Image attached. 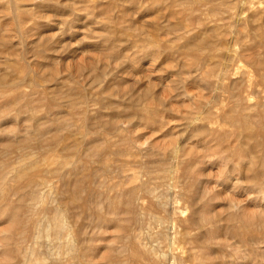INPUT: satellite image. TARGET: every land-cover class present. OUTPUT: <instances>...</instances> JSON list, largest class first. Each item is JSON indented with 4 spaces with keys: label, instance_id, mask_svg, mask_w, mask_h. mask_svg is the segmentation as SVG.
Listing matches in <instances>:
<instances>
[{
    "label": "rangeland",
    "instance_id": "obj_1",
    "mask_svg": "<svg viewBox=\"0 0 264 264\" xmlns=\"http://www.w3.org/2000/svg\"><path fill=\"white\" fill-rule=\"evenodd\" d=\"M85 1L14 0L15 10L9 5V0H0V111L9 101L29 98L32 101L31 107L22 112L18 110L21 106L10 109L7 114L0 112V156L9 154L8 143L11 140L20 139L37 128L48 129L51 124L58 125L60 120H55L57 117L63 120L67 113L72 112L71 105L84 102L77 106H91L89 123L95 128L94 131L113 137L123 130L130 137V155H118L114 162L127 161L128 167L138 171L137 163L145 161L157 165L161 154L165 152L169 156L173 146L177 145L181 157H198V166H194L196 173L188 191L195 196L199 207L197 210L206 212L214 220L213 226L216 227L211 232L215 234L216 244L219 241L227 243L222 246L226 249L219 248L218 244L213 247L219 260H222L221 264H264V246L260 251H255L258 253L239 254L235 249H243L244 238L229 235V227L237 224L234 218L237 214L245 217L256 214L264 216V195H258L259 199L255 200L258 191L250 183L252 176L248 173L245 176L246 162L243 160L241 163L244 164H238L229 152L226 153L224 145L227 146V143L223 144L222 150L216 149L217 142L213 136L206 133L194 137L196 134L190 128L192 118L204 117L202 113L207 116L209 110L215 113L221 100L226 101L231 93L225 87L211 86L206 89V81L198 75L199 71L196 73L194 68L188 66L189 58L177 57V15L174 9L164 8L149 0ZM240 65L229 59L222 68L228 67L227 72L230 73L231 69ZM219 69L215 68L214 72L218 73ZM248 69L249 65L244 62L240 71ZM14 80L20 81L13 89L11 82ZM230 80L225 79L227 85ZM2 91L6 93L2 94ZM53 107L57 111L52 113ZM147 110L153 115L155 112L158 117L147 115ZM115 123L116 129L113 128ZM46 132L45 138L50 136ZM92 137L88 135V139ZM234 147L228 150L232 151ZM222 151L225 157H230L226 158L227 161L217 155ZM41 152L38 148L31 149L29 159L39 161ZM258 153L261 155L263 152L258 150ZM19 155L15 153L11 157L16 160ZM61 155L62 152L56 148L47 153L48 158ZM169 157L168 160L172 161ZM230 159L235 166L232 167ZM50 167L52 165L48 164L47 159L45 169ZM97 169L99 173L104 172L102 168ZM186 169L184 163L177 164L179 175ZM47 180L45 188L39 191L41 200L35 204L40 213L38 217L50 222L55 215V207L60 204L57 201L61 198L62 183L55 176ZM106 186L105 192L94 196L93 200L104 198L109 192L111 196L121 194L124 188L117 186L116 180L109 181ZM249 187H252L251 190ZM179 200L184 207V198ZM27 201L31 202L29 199ZM50 205L55 206L51 208ZM73 210H64L70 230V234H67L72 244L78 243L82 228L90 232L89 235L102 230L103 233L94 237L93 245L97 247L98 264H103L102 257L116 246V223L113 220L98 223L94 219L89 220L85 213L78 218ZM4 213L0 210V254L5 249L2 238L9 235L8 230L13 223L10 215ZM218 237H221L220 240ZM53 241L51 231L43 234L39 240L42 244L35 252L37 262L72 263L73 258L66 255V250L61 251V258L48 253L43 245L52 244ZM236 241L238 243H234ZM19 263L24 264L15 262Z\"/></svg>",
    "mask_w": 264,
    "mask_h": 264
},
{
    "label": "bare ground",
    "instance_id": "obj_2",
    "mask_svg": "<svg viewBox=\"0 0 264 264\" xmlns=\"http://www.w3.org/2000/svg\"><path fill=\"white\" fill-rule=\"evenodd\" d=\"M149 1L174 9L177 15V57L189 58L188 66L196 73L199 71L198 75L206 81V89L211 86L225 87L231 93L226 101L221 100L215 113L209 110L207 116L202 113L204 117L192 118L190 128L196 134L194 137L206 133L213 136L212 139L217 142L216 149L222 150L224 143H227V146L224 145L227 150L236 147L232 151L226 150V153L229 152L238 164L243 160L246 162L241 163L246 169L245 176L247 173L252 176L250 183L258 191L255 200L259 199L258 195H264V0ZM86 2L92 3V0ZM8 3L16 10L14 0ZM229 59L241 64L231 69L230 73L228 67L222 68ZM244 62L250 69L240 71ZM218 67L220 69L215 73ZM229 78L231 82L227 85L225 79ZM19 81L11 82L13 89ZM5 93L2 91V94ZM81 104L85 103L71 105L72 112L67 113L63 120L57 117L55 120H60L58 125L51 124L48 129L37 128L33 133L27 132L20 139L11 140L8 143L9 154L0 156V210L10 215L13 222L9 235L1 241L5 249L0 254V264H40L35 252L42 244L39 240L43 234L50 231L54 241L43 245L48 253L61 258V251L66 250V255L73 258L72 263L62 264L100 263L93 239L103 233L102 230L89 235L90 232L82 228L78 243L72 244L64 215L67 208L74 209L78 218L85 213L89 220L94 219L98 223L110 220L116 223V246L102 257L103 264H221L222 260H219L213 247L218 244L220 248L227 243L219 241L216 244L215 234L211 232L214 220L206 212L197 210L195 196L188 191L196 173L198 157H181L177 145L170 151L172 161L163 152L157 165L135 162L138 171L128 167L127 161L114 162L118 155H130V137L123 130L113 137L94 131L89 123L91 106H77ZM5 105L1 114H7L16 106H21L19 111L28 109L32 101L29 98L9 101ZM55 109L53 107L51 112ZM153 113L147 110V115L158 117ZM115 127L117 123L113 125ZM45 132L50 136L43 137ZM88 135L93 137L88 139ZM33 148L42 150L39 161L29 159L28 152ZM54 148L59 149L62 155L48 158V150ZM254 150L263 153L258 155ZM15 153L20 155L13 160L11 155ZM224 153L222 151L217 155L226 159ZM47 159L52 165L49 169H45ZM180 162L187 166L182 175L177 173ZM233 164L232 167L235 166ZM97 168H102L104 172H97ZM50 176L58 178L62 189L61 198L57 197L60 204L54 209L55 215L49 218L50 222H46V218L38 217L40 213L35 203L41 200L39 191L45 188ZM113 180H116L117 186H124L121 194L111 196L109 192L106 197L93 200L94 196L105 192L107 183ZM108 188L111 189L110 186ZM183 198L184 207L179 200ZM234 218L237 224L229 227V235L242 236L245 241L243 249L239 247L236 252L260 251L264 246V216L237 214ZM218 238L220 240L221 237Z\"/></svg>",
    "mask_w": 264,
    "mask_h": 264
}]
</instances>
